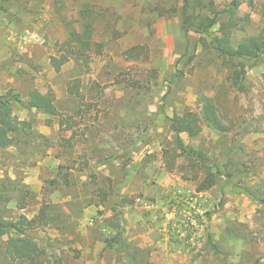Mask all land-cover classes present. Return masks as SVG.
<instances>
[{"label":"rangeland","instance_id":"374dc122","mask_svg":"<svg viewBox=\"0 0 264 264\" xmlns=\"http://www.w3.org/2000/svg\"><path fill=\"white\" fill-rule=\"evenodd\" d=\"M211 1L231 2L187 0L190 23ZM242 1L237 42L264 28V0ZM184 6L0 0V96L52 92L59 114L11 104L28 134L0 150V221L46 207L47 223L27 232L43 251L35 264H264V55L223 59L183 28ZM88 25L79 61L56 71L51 58ZM205 98L227 131L176 134L171 119L200 114ZM207 171L216 184L197 192ZM8 235L0 264H32L6 255Z\"/></svg>","mask_w":264,"mask_h":264},{"label":"trees","instance_id":"16d2710c","mask_svg":"<svg viewBox=\"0 0 264 264\" xmlns=\"http://www.w3.org/2000/svg\"><path fill=\"white\" fill-rule=\"evenodd\" d=\"M243 3L242 0H231V2L222 11H218L213 1L209 3L210 15L197 14L196 22L190 23V18L187 14L188 2L185 0V6L182 12L183 28L191 29L195 33L207 34L211 37V43L217 54L223 59L233 61L236 59H259L264 55V28L257 35H251L243 38L237 42L234 39L233 32L242 29L239 26L240 22H248L247 18H239L236 15L237 10ZM227 16L225 20H221ZM218 25L217 32L212 35V29ZM92 35V29L88 25L85 27L82 34L71 33L69 38L62 44L64 52H61L59 58L52 57V67L59 71L61 67L69 61L78 62L80 57L76 54L78 49H85L88 46L89 38ZM87 40V41H86ZM135 49V48H134ZM138 49V48H136ZM69 55V56H68ZM86 61L88 57H85ZM88 70H85L87 72ZM241 73L237 72V79L235 84L238 85ZM77 85L70 86L68 92L71 95H77ZM11 104L21 105L27 110H40L49 116L59 117L55 106V96L52 92L42 94L37 90H33L28 97V100L23 101L19 94L14 91H9L6 95L0 96V150L6 149L18 142L21 136H27V123L19 121L11 113ZM217 131L226 132V127L221 123L217 110L212 99L205 98L202 102L201 113L188 111L182 116H175L171 119V128L178 135H187L188 137H196L202 131V126ZM178 139L179 136H178ZM199 162L204 160L202 154L195 156ZM216 184V176L207 171L206 176L197 186V192H202L211 189ZM46 207L39 211L38 216L33 219L25 217L20 218L16 222H2L0 221V237L8 235L5 246L6 255L13 260H29L35 264L36 258L43 254L38 244L30 237L27 232L38 229L44 226L48 221Z\"/></svg>","mask_w":264,"mask_h":264}]
</instances>
